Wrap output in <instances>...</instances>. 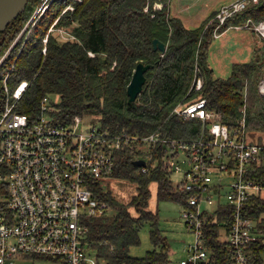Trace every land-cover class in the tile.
I'll return each mask as SVG.
<instances>
[{"label":"trees","instance_id":"16d2710c","mask_svg":"<svg viewBox=\"0 0 264 264\" xmlns=\"http://www.w3.org/2000/svg\"><path fill=\"white\" fill-rule=\"evenodd\" d=\"M38 1L28 0L24 10L0 32V59ZM154 3L162 5L154 8ZM70 4L73 8L61 13ZM167 4L168 0H52L30 32H24L0 62V104L5 98L3 79L7 75L9 92L20 81H28L15 110L30 117L38 113L43 96L58 95L52 115L59 122L67 123L80 115L112 133L146 135L158 131L165 137L189 139L199 135L201 121L171 114L178 103L205 98L206 108L232 132L239 128L246 91V139L264 132V96L257 86L264 69V46L256 52L258 57L233 62L228 76L216 77L207 62L215 25L209 21L215 12L199 26L189 28L169 13ZM248 17L264 19V0L228 18L219 33ZM55 18L54 27H64L73 39L60 40L50 31L43 41ZM154 38L165 43L164 52L154 49ZM138 62L151 66L145 72L144 91L128 102L127 85ZM195 64L202 79L199 90L192 89ZM111 177L134 182L136 192L123 202L100 181L90 182L94 194L112 207L107 214L85 220L86 240L95 250L98 264H167V238L161 234L157 211L148 208L149 184L156 182L157 200L183 205L186 192L175 186L169 172L160 166L142 172L127 150L117 156ZM246 177L264 185V155L260 163H252ZM243 213L254 223L247 250L264 261V197L260 192L247 197ZM230 214L228 205L219 204L205 215V245L212 264H234L224 238ZM145 222L150 226L153 248L143 255H132L130 248L140 243L139 230Z\"/></svg>","mask_w":264,"mask_h":264},{"label":"built area","instance_id":"2783aa9c","mask_svg":"<svg viewBox=\"0 0 264 264\" xmlns=\"http://www.w3.org/2000/svg\"><path fill=\"white\" fill-rule=\"evenodd\" d=\"M258 1L222 4L212 17L214 37L228 18ZM231 26L251 29L264 46V19L248 17ZM193 75L192 89L199 90L202 79L196 64ZM6 77L5 98L0 104V264H15V259L30 256L61 264H98L89 253L85 220L107 214L112 207L94 194L90 182L112 176L117 156L126 150L134 160L145 161L140 166L142 172L160 166L169 175L181 173V180L172 182L186 192L181 215L194 239L184 247L180 264H212L205 245V215L219 204L231 208L224 238L234 264H264L247 250L254 223L243 208L247 197L261 192L264 185L247 178L246 173L253 162H261L264 144L246 139L245 104L239 128L232 132L215 119V113L206 108V99L200 97L178 103L171 111L200 119L195 138H169L158 131L146 135L112 133L80 115L67 123L55 120L52 111L58 95L43 96L38 113L32 117L15 110L28 81H20L9 92ZM257 86L264 96V69ZM244 97L246 101V92ZM223 175L232 177L225 194Z\"/></svg>","mask_w":264,"mask_h":264},{"label":"rangeland","instance_id":"374dc122","mask_svg":"<svg viewBox=\"0 0 264 264\" xmlns=\"http://www.w3.org/2000/svg\"><path fill=\"white\" fill-rule=\"evenodd\" d=\"M229 1L231 0H168L167 6L171 15L179 17L186 27L192 28L199 26L219 5ZM51 3L52 0H39L36 3L29 19L23 26L20 33H18L13 40L12 47H14L16 43L23 38L22 35L24 32H30V27H32L40 16L43 15ZM69 6L72 5H66L65 8L61 10V13H63L65 9L69 8ZM211 19L212 22L213 18ZM56 21L57 18H55L49 25L43 41L44 39H47L50 31L57 33L60 40L67 38L73 39V35H71L64 27H54ZM254 42L255 38L250 31L233 27L227 28L223 35L215 36L209 45L207 55L208 66L212 68L213 75L216 77H226L231 72V64L233 62H244L258 57V54L254 57ZM257 46L259 48H257V52L260 53L263 47L260 43ZM245 92L246 91H244V93ZM243 99H245V97ZM244 102L245 103H243V105H246V101ZM248 141L264 144V132H258L252 139H248ZM170 178L173 181L178 182L181 180V173H172ZM231 179V176H222L221 182L224 183L222 192H224V194L229 189ZM99 181L104 189H110L113 195L118 200L123 202L129 201L131 196L136 192L135 183L127 179L109 176L102 177ZM149 189L151 195L148 200V208L152 211H157L161 234L167 238V252L169 258L167 264H180L179 260L185 255L184 247H186L188 243H192L194 239L193 233L185 225L181 215L184 206L181 203L172 200H157L156 182L154 181L149 184ZM260 195L264 197V189L261 190ZM131 211L135 213L133 208H131ZM149 228L150 226L148 222H145L142 225L139 230L140 243L131 246L130 254L135 256L143 255L147 250L153 248V244L149 238ZM89 253L91 256L95 257V250L92 249ZM14 261L15 264H61L58 260L38 257L32 258L31 256L15 259Z\"/></svg>","mask_w":264,"mask_h":264},{"label":"water","instance_id":"95a60500","mask_svg":"<svg viewBox=\"0 0 264 264\" xmlns=\"http://www.w3.org/2000/svg\"><path fill=\"white\" fill-rule=\"evenodd\" d=\"M28 0H0V32L22 12ZM154 49L164 52L165 43L157 38L153 39ZM151 65L138 62L133 70L131 79L127 85L128 102L134 101L140 93L144 91L146 76L145 72ZM134 164L142 166L145 164L143 159L134 160Z\"/></svg>","mask_w":264,"mask_h":264},{"label":"crops","instance_id":"0c3cea01","mask_svg":"<svg viewBox=\"0 0 264 264\" xmlns=\"http://www.w3.org/2000/svg\"><path fill=\"white\" fill-rule=\"evenodd\" d=\"M221 5H222V4H221ZM221 5H219L216 9H214L211 13L216 12L217 9H218ZM211 13H210V14H211ZM231 27H232V26H231ZM228 28H230V27H228ZM233 28H237V27H233ZM237 29H245V30H248V31H250V32L252 33L253 37L255 38V42H254L255 46H253L254 57H255L256 52H257V48H258L257 45H259V43H260V45L263 46L262 42L259 40V37H258V36L255 34V32L252 31L251 29L243 28V27H238ZM225 30H226V29H225ZM225 30L222 31V32H220L218 35H223V34L225 33ZM253 50H252V51H253ZM252 59H253V58H252ZM250 60H251V59H250ZM248 61H249V60H248ZM235 62H239V61H235ZM244 62H246V61H244ZM211 69H212V68H211Z\"/></svg>","mask_w":264,"mask_h":264}]
</instances>
